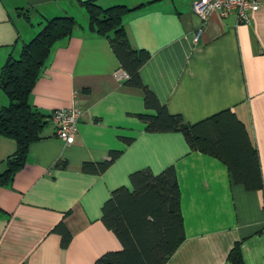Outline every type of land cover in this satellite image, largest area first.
<instances>
[{"label": "crops", "instance_id": "crops-1", "mask_svg": "<svg viewBox=\"0 0 264 264\" xmlns=\"http://www.w3.org/2000/svg\"><path fill=\"white\" fill-rule=\"evenodd\" d=\"M96 1L139 5L122 21L130 44L149 52L139 67L143 83L187 123L233 110L257 148L264 184V0L248 21L218 9L202 18L194 0ZM81 7L79 0H0V65L9 53L19 54L46 17L74 9L82 14L72 33L53 43L29 94L44 113L77 100L78 131L67 143L48 121L29 143L23 166L0 184V264H94L120 249L101 219L104 200L114 187L131 186V171L156 173L170 164L185 236L164 264H233L236 242L243 264H264V185L247 189L234 182L222 160L190 149L179 130H146L137 114L156 109L145 106L140 87L125 83L107 35L89 28ZM7 100L1 90L0 106ZM15 149L16 141L0 134V172ZM111 149L120 153L104 171L82 169ZM61 221L71 233L65 247L53 229Z\"/></svg>", "mask_w": 264, "mask_h": 264}, {"label": "trees", "instance_id": "trees-1", "mask_svg": "<svg viewBox=\"0 0 264 264\" xmlns=\"http://www.w3.org/2000/svg\"><path fill=\"white\" fill-rule=\"evenodd\" d=\"M88 16L89 28L107 35L121 67L127 72L125 83L140 87L146 107L154 113H138L150 131H181L190 147L222 160L234 182L247 189L262 187L258 151L245 124L230 108H223L193 123L184 122L181 114L171 113L143 83L139 67L149 56L145 48L133 47L123 25V15L137 6L116 3L103 6L96 0H79ZM26 17L27 14H25ZM79 21L71 14L46 17L40 29L23 42L17 56L9 53L0 65V88L7 103L0 106V134L12 137L16 149L6 157V168L0 172V184L13 178L26 161L28 145L42 136L50 121L49 113L41 112L29 101V94L40 75L55 41L72 33ZM54 109V108H53ZM131 137H125L129 142ZM120 149H111L108 157L84 162L82 169L104 171L118 156ZM131 186L114 187L101 206V219L121 242V248L99 255L94 264H164L185 236L180 205V188L172 164L158 172L149 167L129 173ZM54 230L61 234L65 247L71 237L63 221ZM233 264H243L238 242L229 253ZM23 264V263H21Z\"/></svg>", "mask_w": 264, "mask_h": 264}, {"label": "built area", "instance_id": "built-area-1", "mask_svg": "<svg viewBox=\"0 0 264 264\" xmlns=\"http://www.w3.org/2000/svg\"><path fill=\"white\" fill-rule=\"evenodd\" d=\"M259 4L260 0H194L193 9L202 18H205L211 9H218L222 15L235 11L239 20L248 21ZM122 74L128 76L125 71ZM50 112L55 134L67 143L73 142L81 114L77 100L74 99L70 106H59Z\"/></svg>", "mask_w": 264, "mask_h": 264}, {"label": "rangeland", "instance_id": "rangeland-1", "mask_svg": "<svg viewBox=\"0 0 264 264\" xmlns=\"http://www.w3.org/2000/svg\"><path fill=\"white\" fill-rule=\"evenodd\" d=\"M81 8H82L83 12H84L85 14H87L85 8H84L83 6H82ZM73 15L75 16V18H77V20H81V16H82V14L80 13V10H78V9H74V10H73ZM1 90H2V89H0V91H1ZM3 162H4V165H5V168H6V161H3Z\"/></svg>", "mask_w": 264, "mask_h": 264}]
</instances>
